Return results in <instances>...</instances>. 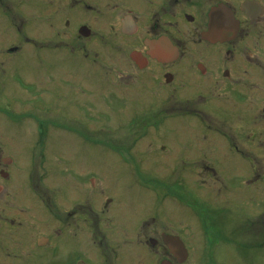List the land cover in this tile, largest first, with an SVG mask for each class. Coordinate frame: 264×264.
I'll use <instances>...</instances> for the list:
<instances>
[{
  "label": "flooded vegetation",
  "instance_id": "obj_1",
  "mask_svg": "<svg viewBox=\"0 0 264 264\" xmlns=\"http://www.w3.org/2000/svg\"><path fill=\"white\" fill-rule=\"evenodd\" d=\"M0 264H264V0H0Z\"/></svg>",
  "mask_w": 264,
  "mask_h": 264
},
{
  "label": "rangeland",
  "instance_id": "obj_2",
  "mask_svg": "<svg viewBox=\"0 0 264 264\" xmlns=\"http://www.w3.org/2000/svg\"><path fill=\"white\" fill-rule=\"evenodd\" d=\"M119 124L122 126H125V123H122L121 121H118ZM21 123V122H20ZM13 124L15 127H12V131H11V135L8 137V141L9 140H13L14 142H19L23 147L29 145V139H32V133H31V130L29 129L28 132L26 131V128L27 127H30V122H26V123H22V124ZM75 127H77L78 125L75 124L73 125ZM110 126V125H108ZM103 130H105L106 134H110V133H113L114 131L116 130H120V129H117L114 125L113 126H110V127H106L103 128ZM25 131L27 132V136L24 134ZM105 160V157L103 155L102 157V161ZM107 167V166H106ZM101 172H102V176L103 177H109V178H113V179H121V178H127V177H134V178H137V177H141L140 175L138 174H133L132 171L129 170V168H126V167H123V168H120V169H113V168H110V169H106L105 166H102L101 165ZM126 168V169H125ZM145 172L147 173H150V170H145ZM161 174H155L156 177L154 178H164V179H169V178H172V172L173 170H170V169H164V170H161L160 171ZM151 176V175H149ZM142 177H145L144 175H142ZM153 176H151L152 178ZM152 189V188H151ZM166 189L167 191L168 190H171L172 189V185H167L166 186ZM158 197V196H157ZM157 197H154L153 196V193L150 194V198L152 199L151 203H150V208H153V209H156L158 206L156 204H158V201L156 202L155 200L157 199ZM137 199H140L139 197H135ZM166 209H168V207H166Z\"/></svg>",
  "mask_w": 264,
  "mask_h": 264
}]
</instances>
